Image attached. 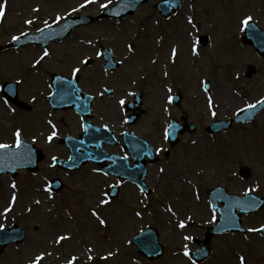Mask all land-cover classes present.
<instances>
[{"label": "rangeland", "instance_id": "1", "mask_svg": "<svg viewBox=\"0 0 264 264\" xmlns=\"http://www.w3.org/2000/svg\"><path fill=\"white\" fill-rule=\"evenodd\" d=\"M118 1L6 0L5 15L0 17V86L20 81V99L30 104V110L5 101L0 88V143L15 144L19 130L46 157L37 173L0 175V228L18 225L26 233L23 242L3 249L0 264H31L40 254H44L41 264H69L73 257L74 264H240V257L245 264H264V235L255 231L216 237L204 261L190 255L202 246L193 237L203 238L211 222L206 196L210 187L221 185L230 194L242 195L247 186L264 194V113L251 124L221 133L206 131L215 120L232 117L264 98V56L241 41L245 17L264 28V0H185L181 11L167 19L154 6L159 0H148L123 20L97 19L48 49L37 44L9 47L14 36L41 31L73 15L98 17L102 5ZM202 36L207 37L205 45ZM101 47H112L122 62L114 71L104 68ZM45 50L49 55L41 60ZM89 60L92 64L84 63ZM249 66L256 68L251 78L246 76ZM75 68L80 71L74 73ZM52 72L78 77L85 91L101 92L103 85L117 88L111 98L100 97L95 109L98 123L114 131L127 129L119 97L128 96L127 90L142 93L146 112L134 127L161 157L149 172L151 194L123 183L119 195L108 199L104 190L114 179L93 171L92 164L79 171L53 164L54 157H68L58 135H77L80 126L72 112L49 118L44 100ZM177 92L182 100L175 107L169 96ZM184 112L196 132H187L171 148L162 138L164 121ZM166 146L169 151L164 153ZM241 166L250 168L247 175L240 176ZM52 178L64 183L61 191L49 190ZM242 223L251 229L264 227V209ZM149 226L160 232L166 248L163 257L153 261L141 256L132 243L133 236ZM61 235L70 239L57 244Z\"/></svg>", "mask_w": 264, "mask_h": 264}, {"label": "water", "instance_id": "2", "mask_svg": "<svg viewBox=\"0 0 264 264\" xmlns=\"http://www.w3.org/2000/svg\"><path fill=\"white\" fill-rule=\"evenodd\" d=\"M145 0H123L121 2L120 5L124 4V6H126L125 8V12L126 13H131L135 10V8L137 7V5ZM182 0H167V1H162L160 2L157 7L160 9V12L162 13L163 16H168L169 14H171L172 12H176L178 10V8L181 5ZM250 34L248 37L252 38L251 43H253L255 45L256 48H258L260 50V53L263 54L264 53V48L262 47L261 44V39L260 38H264V32H261V37L260 38H255L254 37V33H257L255 31V28L252 29L251 27L249 28ZM247 37V38H248ZM246 39V38H245ZM54 90H55V95L52 97L54 99H58L61 98V101H70L71 99H77L79 100V98L75 97V92L79 91L77 88V83L74 81H66V80H60L59 82H55L54 84ZM66 93L67 95L70 93V95L68 97H66ZM74 101H72L71 103H68L69 105H74ZM69 105H65V106H69ZM63 106V105H62ZM248 110L249 111H252ZM246 113V112H245ZM255 113V112H254ZM236 120H239V118H237ZM224 127H227L230 125V122L227 123H223ZM96 130V129H95ZM171 130L173 132H176L177 130V125H173ZM101 135H104V133H102ZM133 137V136H130ZM133 138L136 139V142H139L140 144L143 145L144 149H146L148 151V153L151 154V150L148 149V144L146 141L137 138L136 136H134ZM74 142H77V144H80V146L76 147L72 144L71 148V152H72V159L69 163H65L63 165L68 166L69 168H77L80 164V162L77 161L78 159V152L77 150L84 148L85 153L83 154L86 158H89V154L91 153V151L88 149V137H87V133L85 135H83L82 137H80L79 139H73ZM131 143H129L128 145H130ZM82 145V146H81ZM25 148L20 147L19 149L16 150H7V149H0V172H12L13 174H16V170L18 168H27V169H31V170H36L37 168V163L40 159H42V154L41 152H37L34 151L31 146H24ZM99 147V145H98ZM135 160H141V158L138 157H134ZM118 159V158H117ZM143 160V159H142ZM74 163H77V165H74ZM125 163V171H121V172H116L119 175H123L129 178H134L136 180H142L143 176L145 175V172L143 171V167L142 164H137L132 168H129L128 166V161H124ZM70 164V165H69ZM249 197V196H248ZM248 197H246L244 200L249 201ZM239 206H243L242 204H239ZM232 212V209H230V206H227L224 210H223V218L221 219V222L226 223V218L228 217L229 213ZM229 221V220H228ZM229 224L228 222L225 224L227 225ZM13 231L17 232L19 236L17 237H7L5 231H0V242L2 245L7 244L9 241H21L24 238V233L22 232V230L20 231L19 229H14ZM136 244H138L141 248V251L146 254L149 257H156L159 254H161L162 249L161 246L157 240V234L155 231H151L148 230L146 232L141 233L140 235H138L135 238L134 241Z\"/></svg>", "mask_w": 264, "mask_h": 264}, {"label": "snow or ice", "instance_id": "3", "mask_svg": "<svg viewBox=\"0 0 264 264\" xmlns=\"http://www.w3.org/2000/svg\"><path fill=\"white\" fill-rule=\"evenodd\" d=\"M88 2L91 3L92 0H88ZM81 7H84V5H81ZM102 7H106V5H102ZM5 9H6V0H5V3H4V4H0V17H3V16L5 15ZM37 11H38V9H37ZM57 19H59V17H58ZM252 19H253V18H252L251 16H247V17H245V18L243 19L242 24H243L244 26H247V25L249 24V22H250ZM189 22H191V21H189ZM26 23L31 24L32 21H31V20H28V21H26ZM49 27H50V25H49ZM13 39H14V40H18L19 37L14 36ZM130 47H131V46H130ZM48 55H49V53L47 52V50H45L43 56H42L40 59L43 60L44 57H46V56H48ZM173 55H175V49L173 50ZM37 63H39V61H37ZM84 63H87V61H84ZM79 71H80L79 68H75V69H73V72H74V73H78ZM121 103H123V101H121ZM257 103L264 105V100L257 101ZM248 107H249V108H255V107H256V104H250V105H248ZM213 115H215V112H213ZM55 135H56V133L53 132V133L48 137L49 142H51V140L53 139V137H54ZM166 135H167V133H166ZM15 137H16L15 147H16L17 149H19V148L21 147V139H20V137H21V133H20L19 130H17V131L15 132ZM10 147H11V145H9V144H3V143H0V149H9ZM53 159H55V158H53ZM161 171H163V169H161ZM12 187L15 188L16 185L13 184ZM12 199H13V201H15L16 197L13 196ZM37 203H38V202H37ZM101 203H108V201H106V200H101ZM93 215H96V213L93 212ZM137 215H139V214H137ZM99 222H100V224H102V225H105V224H106V221L103 220V219H100ZM180 227H181V228H184V227H185V224H184L183 222H181V223H180ZM262 230H264V229H249V231H262ZM66 239H70V237H67V236H63V235H61V236H59V237L56 239L55 242H56L57 244H59V243H61L62 241L66 240ZM185 239H189V237H185ZM89 251H91V249H89ZM109 255H111V253H110ZM184 255H185V256H188V255H189V252H188V250H187V246H185ZM43 258H44V254L37 255V256L35 257V259L31 262V264H41V261L43 260ZM105 258H106V257H105ZM75 259H76V258L73 257L72 260L69 261V264H74ZM89 259H92V257H89ZM240 264H245L244 257H240Z\"/></svg>", "mask_w": 264, "mask_h": 264}]
</instances>
